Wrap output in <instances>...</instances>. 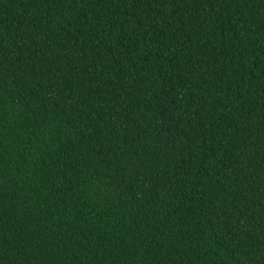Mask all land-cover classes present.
Returning a JSON list of instances; mask_svg holds the SVG:
<instances>
[{"label":"trees","instance_id":"16d2710c","mask_svg":"<svg viewBox=\"0 0 264 264\" xmlns=\"http://www.w3.org/2000/svg\"><path fill=\"white\" fill-rule=\"evenodd\" d=\"M0 264H264V0H0Z\"/></svg>","mask_w":264,"mask_h":264}]
</instances>
